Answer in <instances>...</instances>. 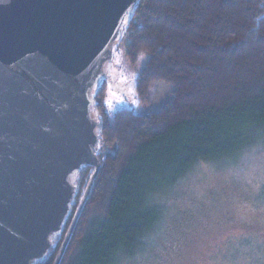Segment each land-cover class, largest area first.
Returning a JSON list of instances; mask_svg holds the SVG:
<instances>
[{
    "label": "trees",
    "instance_id": "1",
    "mask_svg": "<svg viewBox=\"0 0 264 264\" xmlns=\"http://www.w3.org/2000/svg\"><path fill=\"white\" fill-rule=\"evenodd\" d=\"M121 44L131 65L147 57L137 95L164 83L172 99L147 116L121 108L110 117L105 87L96 90L102 169L61 264H122L142 254L162 222L158 200L195 165L264 145V0H140ZM92 171L79 172L71 215L37 264H54Z\"/></svg>",
    "mask_w": 264,
    "mask_h": 264
},
{
    "label": "water",
    "instance_id": "2",
    "mask_svg": "<svg viewBox=\"0 0 264 264\" xmlns=\"http://www.w3.org/2000/svg\"><path fill=\"white\" fill-rule=\"evenodd\" d=\"M139 1L0 0V264L48 256L89 167L62 263L102 169L93 89Z\"/></svg>",
    "mask_w": 264,
    "mask_h": 264
},
{
    "label": "rangeland",
    "instance_id": "3",
    "mask_svg": "<svg viewBox=\"0 0 264 264\" xmlns=\"http://www.w3.org/2000/svg\"><path fill=\"white\" fill-rule=\"evenodd\" d=\"M124 30L105 65L107 78L96 80L93 91L105 87L110 117L121 108L147 116L166 106L174 88L156 83L144 98L137 95L136 80L147 57L130 64L121 44ZM101 155L105 158L104 150ZM158 203L159 229L145 252L122 264H264V145L237 160L198 163Z\"/></svg>",
    "mask_w": 264,
    "mask_h": 264
}]
</instances>
